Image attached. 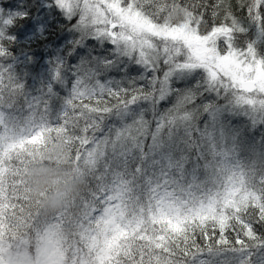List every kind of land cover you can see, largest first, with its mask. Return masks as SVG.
<instances>
[{
	"label": "snow or ice",
	"instance_id": "1",
	"mask_svg": "<svg viewBox=\"0 0 264 264\" xmlns=\"http://www.w3.org/2000/svg\"><path fill=\"white\" fill-rule=\"evenodd\" d=\"M49 6L74 21L53 68L67 93L57 109L51 87L48 95L30 96L16 77L11 29L29 13L17 11L14 19L0 3V264H264L256 227H264V171L225 169L196 194L169 189L143 204L110 190L100 175L113 145L147 143L142 119L120 129L113 122L141 101L186 93L176 119L226 93L264 112V56L241 40L250 24L264 30V0ZM97 48L103 55L94 54ZM128 64L142 71L129 76ZM114 70L124 75L109 76ZM189 76L190 87H173ZM58 141L85 187L62 212L44 215L29 196L27 172Z\"/></svg>",
	"mask_w": 264,
	"mask_h": 264
},
{
	"label": "trees",
	"instance_id": "2",
	"mask_svg": "<svg viewBox=\"0 0 264 264\" xmlns=\"http://www.w3.org/2000/svg\"><path fill=\"white\" fill-rule=\"evenodd\" d=\"M0 3L14 19L17 11L29 13L23 20L16 19L11 29V34L16 37L11 45L16 77L30 96H39L41 92L48 95L47 89L51 87L53 94L48 98L53 109H57L61 103L58 97H66L67 93L64 85L53 79V68L73 37L70 29L74 21L66 20L54 6L50 7L51 0H0ZM241 40L264 56V30L259 25H248ZM87 53L88 49H84L81 55ZM94 54L103 55V50L97 48ZM140 72L128 64L127 75L137 76ZM108 75L120 77L124 73L114 70ZM194 82L191 77L181 79L179 86L174 88L187 89ZM185 95L172 93L165 100L155 103L141 101L123 119L113 121L120 129L138 118L142 119L147 125L144 131L147 143L141 141L138 146L129 147L113 145L105 154L100 175L110 190L126 194L141 204L169 189L179 191L180 186L184 188L180 191L196 194L200 190L195 186L199 184V178L206 174L203 168L212 157L217 156V151L208 150L218 145L223 136L253 143L251 150L242 152L245 153L244 159L235 160L240 170L253 173L264 171V115L260 114L262 120L254 125L252 118L234 114L231 108L226 110L224 99L213 95L198 110L173 119L180 111L179 105ZM223 95L227 98L228 94ZM211 116L223 130L210 126ZM157 126L160 127L159 133L155 131ZM256 227L257 233L264 236V227ZM204 258L208 257L205 255ZM216 259L223 260L224 256Z\"/></svg>",
	"mask_w": 264,
	"mask_h": 264
},
{
	"label": "clouds",
	"instance_id": "3",
	"mask_svg": "<svg viewBox=\"0 0 264 264\" xmlns=\"http://www.w3.org/2000/svg\"><path fill=\"white\" fill-rule=\"evenodd\" d=\"M67 146L63 142L50 143L42 159L33 163L27 172L30 198L39 204L44 215L62 212L66 200L83 191L85 182L75 178L66 162Z\"/></svg>",
	"mask_w": 264,
	"mask_h": 264
},
{
	"label": "rangeland",
	"instance_id": "4",
	"mask_svg": "<svg viewBox=\"0 0 264 264\" xmlns=\"http://www.w3.org/2000/svg\"><path fill=\"white\" fill-rule=\"evenodd\" d=\"M133 66V68H137L139 70L142 71V69L138 68L137 65L135 64H131ZM191 77V80H195V76H189V78ZM180 81H177L173 84V87H178L180 84ZM212 97V96H211ZM218 98H222L223 100V105H226V110L231 108V111L234 114L237 115H245L248 116L250 118H252L253 120V124L256 125L259 121L262 120V115H264V112L258 110V109H251V108H246L243 107L241 105H239L234 99L233 97L227 95H221ZM229 111V110H228ZM262 114V115H260ZM260 116V118L258 119V116ZM244 117V116H243ZM247 118V117H246ZM210 121L212 122V124H210L211 127L216 128L217 130L220 131V129L223 130V128L221 127V125H217L215 124L214 121V117L211 116ZM264 123V122H263ZM222 141H224L223 145H219ZM249 142V141H247ZM244 140L241 141H237V140H233L230 139L229 137H222L220 142L218 143V145H214L211 146L209 148L208 151H217V156L216 157H212L209 156L211 159L209 162H207V164L205 165V167L203 169H206V174L202 175L198 182L199 184H196L195 188L197 190L203 191L205 188L211 187V184L215 181L216 177L220 174V172L222 170L225 169H239L238 165L235 163V160L239 159L242 160L245 157V150H251L253 148V143H247ZM210 154V153H208ZM196 183V180L194 182V184ZM181 189H184L182 186H180L179 191Z\"/></svg>",
	"mask_w": 264,
	"mask_h": 264
}]
</instances>
